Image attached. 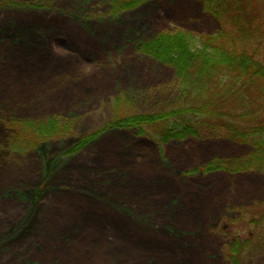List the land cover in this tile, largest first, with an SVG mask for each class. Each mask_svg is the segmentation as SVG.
Instances as JSON below:
<instances>
[{"label":"rangeland","instance_id":"1","mask_svg":"<svg viewBox=\"0 0 264 264\" xmlns=\"http://www.w3.org/2000/svg\"><path fill=\"white\" fill-rule=\"evenodd\" d=\"M216 31L199 0L116 15L109 0H0V264H231L228 218L264 203V172L192 170L244 160L250 149L103 131L127 113H161L179 87L173 71L139 53L141 41ZM51 121L70 134L18 132ZM257 242L241 264H264Z\"/></svg>","mask_w":264,"mask_h":264},{"label":"trees","instance_id":"2","mask_svg":"<svg viewBox=\"0 0 264 264\" xmlns=\"http://www.w3.org/2000/svg\"><path fill=\"white\" fill-rule=\"evenodd\" d=\"M151 1L156 0H109L110 13L129 12ZM199 2L216 21L215 33H160L139 44L140 54L169 68L179 83L162 112L127 113L111 119L103 131H134L159 146L204 137L226 140L249 148L250 155L244 160L216 159L192 172H264V0ZM122 99L124 95L114 104H121ZM122 104L129 107L127 102ZM20 130L40 137L36 140L47 137L42 136L44 133L47 139H61L71 132L70 127L66 129L56 121L48 125L24 122ZM93 139L85 138L71 151L77 152ZM228 220L225 236L230 239L223 256L231 264H241L257 241L264 240V203L240 208Z\"/></svg>","mask_w":264,"mask_h":264}]
</instances>
